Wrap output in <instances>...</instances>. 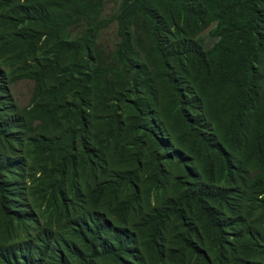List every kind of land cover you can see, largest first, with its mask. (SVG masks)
I'll use <instances>...</instances> for the list:
<instances>
[{"label": "trees", "instance_id": "1", "mask_svg": "<svg viewBox=\"0 0 264 264\" xmlns=\"http://www.w3.org/2000/svg\"><path fill=\"white\" fill-rule=\"evenodd\" d=\"M108 1L0 0V264H264V0Z\"/></svg>", "mask_w": 264, "mask_h": 264}, {"label": "rangeland", "instance_id": "2", "mask_svg": "<svg viewBox=\"0 0 264 264\" xmlns=\"http://www.w3.org/2000/svg\"><path fill=\"white\" fill-rule=\"evenodd\" d=\"M117 2L118 0H109L106 5V12L113 11L116 7ZM113 33H114L113 30H111L109 31L108 34H105L104 36V41L110 44V46L112 40L114 39ZM32 89H33V83L30 81L18 82L13 87V94L19 106L23 107L27 105L29 98L31 96Z\"/></svg>", "mask_w": 264, "mask_h": 264}]
</instances>
